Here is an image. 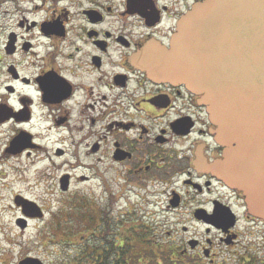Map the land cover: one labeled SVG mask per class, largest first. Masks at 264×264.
I'll return each mask as SVG.
<instances>
[{
	"label": "flooded vegetation",
	"instance_id": "1",
	"mask_svg": "<svg viewBox=\"0 0 264 264\" xmlns=\"http://www.w3.org/2000/svg\"><path fill=\"white\" fill-rule=\"evenodd\" d=\"M204 1L0 0V223L79 201L80 264H133L134 233L147 262L264 264V220L210 171L199 98L136 66Z\"/></svg>",
	"mask_w": 264,
	"mask_h": 264
},
{
	"label": "water",
	"instance_id": "2",
	"mask_svg": "<svg viewBox=\"0 0 264 264\" xmlns=\"http://www.w3.org/2000/svg\"><path fill=\"white\" fill-rule=\"evenodd\" d=\"M136 66L199 97L222 148L211 173L264 220V0L199 3L179 21L168 48L147 45Z\"/></svg>",
	"mask_w": 264,
	"mask_h": 264
},
{
	"label": "rangeland",
	"instance_id": "3",
	"mask_svg": "<svg viewBox=\"0 0 264 264\" xmlns=\"http://www.w3.org/2000/svg\"><path fill=\"white\" fill-rule=\"evenodd\" d=\"M79 207V201H71L60 207L56 199H54L52 205L46 207V218L30 222L23 232L9 218H6L7 221L0 223V264H18L19 261L26 257L37 258L44 264H68L66 259L68 255L75 253V250L78 249L77 244L80 240L78 230L80 224ZM135 210L132 224L147 223L146 219H142L141 208H136ZM144 211L146 212L147 210L144 209ZM149 211H152V208H149ZM118 221L124 223V219H121L120 216ZM118 225L123 231L127 229L126 227H131V222L129 225L127 222H125L124 226ZM148 225L150 228L157 227L153 221H149ZM136 236V233H134L133 239ZM153 238V236H150V239ZM153 248H149L148 262L146 260L147 256L142 255L144 264L159 263ZM139 253H141V246H139ZM136 258L134 260L135 264L143 263L138 260V257ZM71 264L74 263L72 262Z\"/></svg>",
	"mask_w": 264,
	"mask_h": 264
},
{
	"label": "trees",
	"instance_id": "4",
	"mask_svg": "<svg viewBox=\"0 0 264 264\" xmlns=\"http://www.w3.org/2000/svg\"><path fill=\"white\" fill-rule=\"evenodd\" d=\"M136 241L139 242V243L137 245L135 244L136 247H134L133 264H135L134 260L137 259L136 257H138V260L139 261L141 260V262H143L142 264H144L142 253H139V246L142 245V239L140 237L139 238H135L134 242L136 243ZM136 250H138V251H136ZM123 254H125V253H123ZM85 256H88V257L91 258L90 261H89L91 264L97 263L96 260L94 259L95 255H92V256L85 255ZM109 257H110V255H106V256H103L102 258H104V260H107ZM124 257H125L124 255L123 256H119L121 261L116 262V264H126V262L123 259ZM80 259H81V254H79L78 249H76L75 253H72V254L68 255V257L66 259V263L71 264L73 262L74 264H80L81 263ZM139 261H137V262H139ZM103 264H108V263L105 261Z\"/></svg>",
	"mask_w": 264,
	"mask_h": 264
}]
</instances>
